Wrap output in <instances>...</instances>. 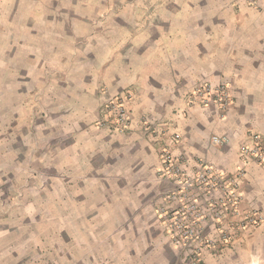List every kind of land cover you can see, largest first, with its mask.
<instances>
[{"label": "crops", "instance_id": "crops-1", "mask_svg": "<svg viewBox=\"0 0 264 264\" xmlns=\"http://www.w3.org/2000/svg\"><path fill=\"white\" fill-rule=\"evenodd\" d=\"M0 74H19L23 93L43 97L35 109L55 110V126L77 131L69 151L84 156L85 167L107 173L113 155L114 173L122 174L128 158L130 174L152 177L146 189L161 205L167 183L157 175V145L143 134L142 118L180 134L172 151L191 166L202 159L230 172L248 131L264 136V8L219 0H0ZM202 81L230 84L235 101L225 119L214 105L186 100ZM103 90L131 93L128 132L94 125ZM213 135L229 142L215 144ZM241 186L242 210L264 216V168L248 165ZM204 235L218 247L205 251L202 264H264V222L224 245L211 225ZM133 238L135 264H186L177 263L160 224L145 243Z\"/></svg>", "mask_w": 264, "mask_h": 264}, {"label": "rangeland", "instance_id": "rangeland-1", "mask_svg": "<svg viewBox=\"0 0 264 264\" xmlns=\"http://www.w3.org/2000/svg\"><path fill=\"white\" fill-rule=\"evenodd\" d=\"M219 1L264 8V0ZM18 75L0 74V264H135V233L145 243L162 225L158 197L146 189L152 177L130 174L128 158L114 173L113 155L107 173L85 167L69 151L77 131L55 126V110L35 109L42 95L23 93ZM172 248L178 263L184 257Z\"/></svg>", "mask_w": 264, "mask_h": 264}, {"label": "built area", "instance_id": "built-area-1", "mask_svg": "<svg viewBox=\"0 0 264 264\" xmlns=\"http://www.w3.org/2000/svg\"><path fill=\"white\" fill-rule=\"evenodd\" d=\"M131 100L129 91L113 94L103 90L96 125L107 128L110 133L128 132L133 121L129 107ZM186 100L190 104L214 105L225 119L234 96L227 82L202 81L187 92ZM141 123L143 134L153 137L157 145V175L167 183L162 193L165 203L159 205L156 213L186 264H202L205 251L218 247V241L204 235L207 225L213 227L219 243L224 245L235 234L264 222V216L257 210L241 208L245 201L241 183L247 166L264 168V136L261 133L248 131L239 148L238 165L230 172L202 159H196L195 165L191 166L187 157L172 151L180 134L147 117L142 118ZM212 141L224 145L229 139L225 135H213Z\"/></svg>", "mask_w": 264, "mask_h": 264}]
</instances>
